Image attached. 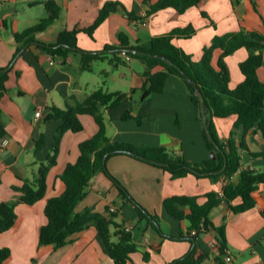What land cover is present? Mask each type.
<instances>
[{"label":"crops","instance_id":"1","mask_svg":"<svg viewBox=\"0 0 264 264\" xmlns=\"http://www.w3.org/2000/svg\"><path fill=\"white\" fill-rule=\"evenodd\" d=\"M0 0V69L7 70L6 93L0 99V120L5 124L7 145L0 149V202H12L20 196L13 187H21L26 181L38 177L41 165L48 164L53 154L52 145L61 123L47 121L54 109L66 111L73 104L72 98L85 100L102 89L107 93H124L128 98L119 106L104 109L106 134L113 142L134 146L163 147L192 165L201 166L210 159L204 139L203 123L190 98L187 84L179 77L167 79L161 93L142 99L146 85L144 66L137 60L125 61V65H112L113 51H107V59L92 63L91 70L81 71V54L71 53L67 60L51 56L38 49V44L55 45L64 31L87 30L97 20L100 10L108 2L119 4L100 25L93 36L80 32L77 46L87 53L105 52L107 46L120 47L119 35L127 36L130 46L149 48L154 37L163 36L176 29L193 27L190 38L175 37L173 45L188 55L199 58L203 50L212 44L216 36L239 32H257L264 35V0H204L198 7L184 14L166 9L144 22L132 23L127 14L145 18L148 5L145 0H54L61 13L44 32L30 44L18 43L16 36L35 27L49 17L46 0ZM158 0H149L150 4ZM222 51L214 52L212 65L217 68ZM248 53L241 49L226 59L232 76V86L243 81L239 65ZM264 57V55H263ZM103 63L105 81L96 76L95 65ZM139 63L141 67H132ZM104 68V67H102ZM101 69V68H100ZM159 69H156L158 71ZM264 83V62L258 71ZM40 110L39 117L36 112ZM129 113L135 119H124ZM81 116L84 131L67 132L60 143L56 165L46 177V200L60 196L65 189L59 176L68 164L75 163L80 155L79 145L98 132L92 117ZM233 120L214 119L220 139L227 142ZM42 136L46 146L39 150L37 142ZM240 144V133L233 137ZM247 149H239L241 164L231 178L222 176H196L188 174L174 178L168 171L139 161L127 155L108 158L106 168L129 193L131 198L150 216L158 218V225L141 219L140 212L130 204H124L114 183L104 174H97L90 183L88 195L77 207L81 213L90 208L130 229L138 253L131 264H172L190 255L197 247V256H204L201 264H264V184L255 193L254 209L234 214L230 206L241 203L238 198L229 205L224 202L209 215L212 227L199 234L177 241L172 238L187 236L190 223L177 221L164 206L173 197H198V203L206 202V195H223L224 188L237 185L240 173L245 170L264 171V158H252V154L264 152V138L250 133L244 139ZM46 200L33 206L20 204L15 212L16 225L0 234V248L11 251L7 264H114L94 226L72 237V241L59 249L50 246L40 255L38 243L40 229L46 225L44 215ZM218 230L219 232H217ZM219 233L226 241V254L220 257ZM149 253V262L143 254ZM227 258H231L227 261Z\"/></svg>","mask_w":264,"mask_h":264},{"label":"trees","instance_id":"2","mask_svg":"<svg viewBox=\"0 0 264 264\" xmlns=\"http://www.w3.org/2000/svg\"><path fill=\"white\" fill-rule=\"evenodd\" d=\"M204 0H158L150 4L145 0L148 10L145 18H139L128 13L129 20L144 22L158 12L166 9H174L179 14H184L191 8L198 7ZM38 2L33 0L30 5L34 6ZM45 7L49 12V17L43 19L38 25L32 27L16 36L18 43L30 44L35 41L37 34L44 32L56 19L59 18L61 9L54 0H46ZM119 4L114 2L106 3L100 10L95 23L87 30L74 29L64 31L55 45L47 46L38 44V49L43 53L58 56L67 60L69 54H81V71L91 70L95 61L106 60L107 51H113L112 65H125L122 52L126 51L131 59L139 61L144 66V77L146 85L142 88V99L150 94L163 92L166 81L171 76L181 78L190 90V98L196 105L201 119L200 102L196 95L200 92L205 100L207 122L210 134L218 144L219 150L208 139L203 131L206 146L210 153L214 152L216 159H208L201 166L188 163L183 157H179L169 152L163 147L134 146L126 143L111 141L106 134V124L103 110L112 109L119 106L128 98L124 93H107L102 89L95 91L85 100L79 101L72 98L73 104L68 106L66 111L54 109L48 115L47 121L61 123L54 143L52 145L53 154L48 158L47 165H41L38 177L34 181H26L21 187H13V190L20 194L18 199L12 202H0V234L10 231L17 223L18 216L15 209L23 204L33 206L36 203L46 200V177L50 170L56 165L59 154V146L63 136L67 132L81 133L84 125L81 116H90L94 119L98 132L83 141L79 145L80 155L75 163L68 164L63 173L59 176L64 184V192L58 196L46 200L44 215L47 223L40 229L38 254H42L45 249L52 246L54 249L62 248L72 241V237L94 226L99 237L103 241L109 258L114 264H131L132 256L138 253L137 245L133 242V236L126 230L124 225L115 221L116 216L111 218L87 208L81 213L76 212V207L86 199L91 180L97 174H104L116 186L124 204L134 206L140 212L141 219H148L150 216L131 198L126 189L109 174L106 168L108 158L116 155H127L150 165L160 167L172 174L174 178L184 177L188 174L201 176L192 172L209 173L212 178L226 176L231 178L238 172L241 164L239 149H247L244 139L250 133L261 134L264 138V83L260 81L258 71L264 62V35L257 32H239L216 36L212 44L205 48L199 58L186 54L181 49L173 45L175 37L190 38L195 34L193 27L176 29L163 36L154 37L149 48L141 46H130L127 36L119 35L120 47L107 46L105 52L87 53L77 46V37L80 32L93 36L95 30L102 25L111 13L118 10ZM219 49L222 54L219 58L217 68L212 65L214 52ZM241 49H245L248 56L240 65L243 81L236 86H232V76L226 59ZM137 51V54L132 53ZM165 59L172 62L169 64ZM156 69H159L156 71ZM8 74L0 69V99L6 93V83ZM124 119H135L140 123V118H133L129 113L123 116ZM214 119L233 120L230 138L223 142L216 130ZM240 133V144L236 145L233 137ZM7 135L6 126L0 120V141ZM46 146V138L42 136L37 142L38 151ZM252 158H264V152L250 154ZM138 156L142 157L138 158ZM225 161L227 166L224 172H220ZM156 162V163H153ZM164 164V165H161ZM260 184H264V171L257 172L245 170L240 173V180L237 185L229 184L224 188L220 197L214 193L206 195V202L203 205L198 203V197H173L164 202V206L170 216L177 221H188L190 227L187 236L172 238L177 241L186 240L191 237V233H201L212 227L209 222V215L214 208L226 202L229 205L241 198V203L230 206L234 214L248 212L255 208V193ZM158 225L156 217H150ZM219 232L218 230H216ZM218 250L220 257L225 256L226 241L219 233ZM198 249L194 247L190 255L175 261L172 264H201L205 257L197 256ZM11 258V251L7 248H0V264H7ZM149 253L143 254L146 263L149 262Z\"/></svg>","mask_w":264,"mask_h":264},{"label":"water","instance_id":"3","mask_svg":"<svg viewBox=\"0 0 264 264\" xmlns=\"http://www.w3.org/2000/svg\"><path fill=\"white\" fill-rule=\"evenodd\" d=\"M132 53L137 54L138 52H137V51H132ZM165 60H166V62H168L169 64H172V62H171L170 60H168V59H165ZM6 71H7V70H4V72H6ZM196 95H197V97H198V99H199V102H200V112H201V119H202V123H203L204 131H205V133H206L208 139H209V140L213 143V145L215 146V148H216L217 150H219V146H218V144L214 141L212 135L210 134L209 128H208V122H207V113H208V111H207V109H206L205 100H204V98H203V96H202V94H201L200 92H197ZM138 158L143 159V158L140 157V156H138ZM210 158L213 159V160L216 159V155H215L214 152H212V153L210 154ZM153 163H156V162H153ZM161 165H164V164H161ZM226 166H227V162L225 161V165H224L223 169H222L220 172H215V173H213V174H214V175H218V174L224 172L225 169H226ZM192 172H194L195 174L201 175V176H208V175H210L209 173H199V172H197L196 170H192Z\"/></svg>","mask_w":264,"mask_h":264},{"label":"rangeland","instance_id":"4","mask_svg":"<svg viewBox=\"0 0 264 264\" xmlns=\"http://www.w3.org/2000/svg\"><path fill=\"white\" fill-rule=\"evenodd\" d=\"M141 67L140 65H139V63H136V64H133L132 65V67ZM102 67H104V68H102ZM101 68V69H100ZM105 68H107L106 67V65H103V63H97L96 65H95V72H96V76L98 77V78H100V80L101 81H105L106 80V78L105 77H103V70L102 69H105ZM88 118H90V117H88ZM91 119V118H90ZM1 241H3V239H2V237H0V242ZM37 259H34L33 260V262L32 261H30V264H37Z\"/></svg>","mask_w":264,"mask_h":264},{"label":"built area","instance_id":"5","mask_svg":"<svg viewBox=\"0 0 264 264\" xmlns=\"http://www.w3.org/2000/svg\"><path fill=\"white\" fill-rule=\"evenodd\" d=\"M122 57L126 60V61H131V57L127 54L126 51L122 52ZM41 114V111L38 110L36 112V116L39 117ZM7 145V140L4 138L3 140L0 141V149L4 148ZM127 231H130V229L126 228ZM231 258H227V261H230Z\"/></svg>","mask_w":264,"mask_h":264}]
</instances>
